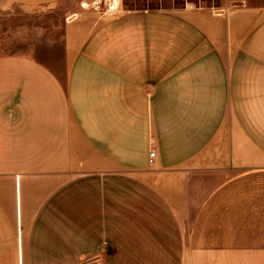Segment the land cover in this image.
I'll return each instance as SVG.
<instances>
[{
  "label": "crops",
  "instance_id": "obj_1",
  "mask_svg": "<svg viewBox=\"0 0 264 264\" xmlns=\"http://www.w3.org/2000/svg\"><path fill=\"white\" fill-rule=\"evenodd\" d=\"M1 1L66 12L0 57V264H264V0Z\"/></svg>",
  "mask_w": 264,
  "mask_h": 264
},
{
  "label": "rangeland",
  "instance_id": "obj_2",
  "mask_svg": "<svg viewBox=\"0 0 264 264\" xmlns=\"http://www.w3.org/2000/svg\"><path fill=\"white\" fill-rule=\"evenodd\" d=\"M228 0H121L128 9H176L186 2L202 8L217 7ZM233 1V0H230ZM99 11V10H97ZM65 10L54 7H23L0 0V57L34 54L44 62L54 63L62 47Z\"/></svg>",
  "mask_w": 264,
  "mask_h": 264
},
{
  "label": "built area",
  "instance_id": "obj_3",
  "mask_svg": "<svg viewBox=\"0 0 264 264\" xmlns=\"http://www.w3.org/2000/svg\"><path fill=\"white\" fill-rule=\"evenodd\" d=\"M103 5H105L104 9L101 10L102 14L107 17H112L118 14H121L124 11L123 5L121 4V0H100ZM101 4L95 2L96 8H99ZM150 152L148 154V165H153L156 156V150L152 147L150 148Z\"/></svg>",
  "mask_w": 264,
  "mask_h": 264
}]
</instances>
